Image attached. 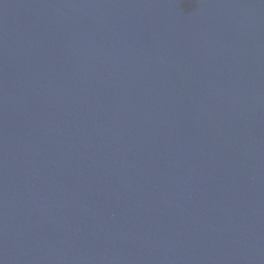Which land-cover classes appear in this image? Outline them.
<instances>
[{
    "label": "water",
    "instance_id": "1",
    "mask_svg": "<svg viewBox=\"0 0 264 264\" xmlns=\"http://www.w3.org/2000/svg\"><path fill=\"white\" fill-rule=\"evenodd\" d=\"M0 264H264V0H0Z\"/></svg>",
    "mask_w": 264,
    "mask_h": 264
}]
</instances>
